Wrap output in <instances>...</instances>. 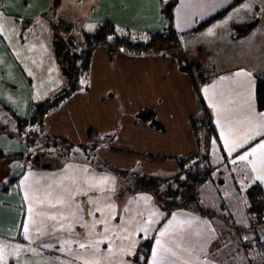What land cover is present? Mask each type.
I'll list each match as a JSON object with an SVG mask.
<instances>
[{
    "label": "crops",
    "instance_id": "crops-1",
    "mask_svg": "<svg viewBox=\"0 0 264 264\" xmlns=\"http://www.w3.org/2000/svg\"><path fill=\"white\" fill-rule=\"evenodd\" d=\"M116 1L0 0V111L13 118L8 108L19 115L24 102L28 114L20 117L27 118L33 103L52 97L67 79L57 33H33L39 14L51 18L54 31L56 19L75 24V36L111 21L119 34L146 40L172 23L193 58L191 73L169 54L112 55L99 47L81 90L45 119L47 133L74 144H98L102 158L119 168L171 176L180 169L175 158L199 150L190 124L200 112L194 74L203 78L198 85L219 135L208 154L218 175L214 183L230 191L246 192L256 181L264 188V112L256 102L257 80L264 79V0L250 7L244 0L198 32L234 0H124L118 8ZM145 109L155 111L163 129L137 118ZM8 120L0 114L1 126L14 129L0 133V151L27 155L31 148L9 135L17 124ZM91 131L100 137L92 141ZM113 134L109 144L105 139ZM213 146L222 157L216 165ZM245 154L248 160H240ZM45 163L0 160V254L10 260L5 264H134L131 258L149 239L154 242L147 264H227L224 253L213 257L223 252L224 236L213 218L189 207L167 216L157 192L121 190L116 174L84 162L43 169Z\"/></svg>",
    "mask_w": 264,
    "mask_h": 264
},
{
    "label": "trees",
    "instance_id": "trees-1",
    "mask_svg": "<svg viewBox=\"0 0 264 264\" xmlns=\"http://www.w3.org/2000/svg\"><path fill=\"white\" fill-rule=\"evenodd\" d=\"M243 1L234 0L229 7L201 23L194 31L198 32L205 29L212 22L224 17L232 7ZM62 27L68 36L64 37L56 32L55 46L57 47V51L60 52V67L66 72L67 79L52 97L43 102L33 103L31 105L30 115L27 118L20 117L15 111L8 108L17 124L16 132L9 135L27 144L31 150L27 155L17 153L12 156H7L0 151V160L19 159L23 162L30 161L34 166H41L37 157L40 159L45 157L47 159L46 161L52 166H62L68 161L84 162L96 169L108 170L116 174L119 189L121 190L123 189L132 193H156V190L166 186V196H164L166 200H163L158 195L156 199L159 204H162L166 208L167 216L174 209L187 207L195 209L197 213L204 216L213 217L214 215H218L219 213L209 209L204 210L199 205L190 206L186 201H195L197 203L196 199H192L194 198L193 193H196L198 186L206 185L211 181L213 171L215 170V167L209 161L208 154L211 145L219 140V135L198 85V81H202L203 78L199 79L194 74L191 76L200 100V112L190 121L199 150L188 157L175 158L180 169L174 176L168 177L169 179H163V176L156 174H144L142 172L119 168L112 162L102 158L100 155V145L92 142L88 144H74L65 138L48 134L44 126L45 119L52 112L57 110L69 97L81 90L82 81L91 69L93 53L99 47L107 48L108 52L112 55L115 53H126L135 56L152 53L169 54L177 60L182 71L191 73L189 66H184L179 61L181 59L185 61L189 55L183 47L182 34L174 28L172 23L164 31L151 33L150 37L146 40L132 39L119 34L115 24L111 21L104 22L94 33L82 31L79 36L74 35V30L78 28L75 24L62 22ZM249 28L250 26L241 33H246ZM256 102L258 109L264 112V79L259 78L257 80ZM137 118L149 123L156 129H163L153 109L139 111ZM2 130L10 132L8 128H4L0 124V133ZM97 137H100V135L92 131L89 132V138L92 141ZM108 137L109 140H105L109 144L115 142L116 134ZM10 181L11 183H15L17 177H11ZM127 181L129 182L128 185H126ZM174 184L177 185L175 189L172 188ZM246 197L253 211L254 209L257 210L256 215L258 221L264 220V188L261 184H254L250 187L246 191ZM259 209L260 211L258 212ZM221 215L219 214L220 217ZM260 225L262 226V224ZM248 232L242 236L243 238L241 237L243 241L240 249L242 248L245 253H249L253 247L264 251V242L260 239L258 230L255 228L253 232ZM153 242L154 239H149L140 244L137 252L131 258L134 264L148 263ZM225 252L226 249L222 253H214L213 257L216 258L218 256V258H223V253L225 254ZM247 264H264V261L249 259Z\"/></svg>",
    "mask_w": 264,
    "mask_h": 264
},
{
    "label": "rangeland",
    "instance_id": "rangeland-1",
    "mask_svg": "<svg viewBox=\"0 0 264 264\" xmlns=\"http://www.w3.org/2000/svg\"><path fill=\"white\" fill-rule=\"evenodd\" d=\"M116 1V0H115ZM122 1L124 0H118L116 1V8L122 6ZM250 3L249 7L253 5L254 0H248ZM92 2V0H90ZM255 3V2H254ZM22 9V7H21ZM6 11V10H5ZM8 11V10H7ZM15 11L16 13H19V15H26V14H38L41 13L42 10H11ZM55 17V12H52V19ZM36 25H35V30L34 34L36 33H42L46 34L49 37L51 35L55 34L56 32L62 36H68L67 32H64V28L62 27V24L58 21V19L52 21L53 26L54 24H57L54 29L52 30V25L50 24L51 18L49 16H43L42 14H39V16H36ZM59 18V16H57ZM59 25V26H58ZM74 37V36H73ZM127 37V36H126ZM183 41V39H182ZM54 42V41H53ZM54 45V43H53ZM188 52V51H187ZM57 57V56H56ZM191 56L188 55V58L184 61L183 59L179 60L180 63L185 65H190L191 63H188L189 61H192L190 58ZM58 59V57H57ZM22 92L18 95L20 96ZM20 103V102H19ZM19 116L25 117L24 115L28 114L27 106L25 108V103L22 102L21 106L18 110ZM0 114L3 116V119H9L13 122L15 120L10 117V115L5 112V111H0ZM8 120V121H10ZM16 123V122H15ZM9 130H12L13 127L10 126V123L7 124ZM14 130V129H13ZM211 153L213 156V164L216 165L219 163L221 157V152L219 149H217L216 146H213L211 149ZM45 157H43L44 159ZM45 160H47L45 158ZM224 175H228L229 173V168L224 169ZM213 177L211 178V181L207 183L206 185L203 186H198V191L202 194L200 198H198L197 193H193L194 198L196 199L197 203L195 201H188V204L190 206H202L204 210H213L219 214H222L221 217L218 215H214L213 218L217 224H219V228L221 231L224 233L223 238L221 239V243L223 246V251L226 249V252L224 254V258L227 259V264H247V261L249 259L253 260H259V261H264V251H261V249L257 247L251 248V251L249 253H245L244 250L241 247L242 243V236L245 235L246 233L253 232L254 229L256 228L258 230V234L260 236V239L264 242V220L258 221V217L256 215L257 210L253 209L250 207V204L247 200L246 197V192L244 191L246 188V184L243 182L240 186L244 187L242 191H234V190H229L228 187H225L226 190H223L220 185H217L214 183V179L218 177L216 173L213 171ZM174 176H168L172 177ZM166 175H163V179H169ZM227 181H232L230 176H226L225 178ZM128 181L126 185H128ZM171 183V181H170ZM255 184H258L256 181ZM204 189H201L202 187H205ZM162 191L157 190L156 194L161 197L163 200H166L164 196H166L165 190L166 186L162 187ZM172 188H177V185H172ZM159 191V192H158ZM184 209V208H183ZM261 210H263L261 208ZM260 209L258 210V212ZM222 222V223H221ZM262 224V226L260 225ZM249 228V230H248ZM256 234V233H255ZM242 237V238H241ZM6 260H8V257L5 258L3 254H0V264H5ZM10 262V260H8ZM3 262V263H2ZM17 264V263H15Z\"/></svg>",
    "mask_w": 264,
    "mask_h": 264
},
{
    "label": "snow or ice",
    "instance_id": "snow-or-ice-1",
    "mask_svg": "<svg viewBox=\"0 0 264 264\" xmlns=\"http://www.w3.org/2000/svg\"><path fill=\"white\" fill-rule=\"evenodd\" d=\"M242 146V145H241ZM260 148L261 149H264V143H262V144H260ZM255 152V149L253 150V153ZM251 154V153H250ZM250 154H245V155H241L240 157H239V159L240 160H248V155H250ZM164 234L163 233H161V236H163ZM156 244H157V246L158 247H163L162 245H161V242L160 241H156ZM153 264H155V261H153Z\"/></svg>",
    "mask_w": 264,
    "mask_h": 264
},
{
    "label": "water",
    "instance_id": "water-1",
    "mask_svg": "<svg viewBox=\"0 0 264 264\" xmlns=\"http://www.w3.org/2000/svg\"><path fill=\"white\" fill-rule=\"evenodd\" d=\"M37 160H38V162H39V164H40V158L39 157H37ZM52 165L50 164V163H45V164H42V168L43 169H48V168H50Z\"/></svg>",
    "mask_w": 264,
    "mask_h": 264
}]
</instances>
